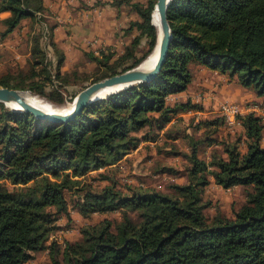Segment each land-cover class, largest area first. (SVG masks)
Here are the masks:
<instances>
[{
	"label": "trees",
	"instance_id": "16d2710c",
	"mask_svg": "<svg viewBox=\"0 0 264 264\" xmlns=\"http://www.w3.org/2000/svg\"><path fill=\"white\" fill-rule=\"evenodd\" d=\"M156 3L113 0L112 5L127 4L137 12L140 19L132 26L140 34L119 57L109 49L91 55L93 71L62 72L65 56L53 41L44 0H0V12L12 13L3 21L1 39L28 16L40 27L28 65L0 73V86L63 104L91 83L139 65L157 44ZM168 19L173 40L151 81L119 89L65 122L0 102V264H34L36 253L45 249L46 264H264V116L252 111L242 117L246 152L240 134L217 138L224 123L216 114L200 117L194 131L203 128L199 136L185 133L187 150L168 140L181 138L177 127L184 114L206 111L202 99L168 100L190 87L197 66L227 74L264 104V0H173ZM46 45L53 47L54 59ZM176 116L178 122L166 128ZM161 130L164 139L158 143ZM154 141L170 145L166 154L179 157L158 172L184 175L186 181L171 184L170 190L133 178L120 185L116 176L126 167L129 158L124 159L142 142L152 146ZM215 143L221 148L213 146L207 158L203 153ZM181 158L184 166L178 169ZM88 177L111 182L97 188L85 183ZM212 180L224 189L242 187L243 204L230 214L208 215L212 200L205 195ZM67 191L75 192L72 201ZM72 210L105 218L81 226V236L73 241L49 242L59 219L72 220ZM117 211L119 219L109 218Z\"/></svg>",
	"mask_w": 264,
	"mask_h": 264
},
{
	"label": "crops",
	"instance_id": "0c3cea01",
	"mask_svg": "<svg viewBox=\"0 0 264 264\" xmlns=\"http://www.w3.org/2000/svg\"><path fill=\"white\" fill-rule=\"evenodd\" d=\"M112 1L113 0H44V17L47 23L53 26V41L57 44L59 49L64 52L65 58L61 67L62 72L80 69L82 63L85 61L87 64L95 61L90 58L91 55L100 56L102 51L107 52L108 49L114 53V58L119 57L124 53L127 46L140 34L139 28L137 26H132L134 21L140 19L137 12L133 11L131 6L127 4L114 6L112 5ZM11 15L12 13L8 10L0 12V31L4 29L3 21ZM39 31L40 27L35 19L30 16L23 18L21 23L12 32L8 33L2 39L0 38V64L16 59L9 63L11 64L9 68H25L32 54L33 36ZM47 51L51 58L54 59L56 55L51 45L47 46ZM85 66L87 65L84 64L83 68ZM198 74L200 75L199 78H197ZM206 76L210 77V80L206 79ZM201 77L205 78L202 83H200ZM232 85L233 81L227 74L208 66H197L196 76L190 87L185 91L170 94L168 100L171 103L186 101L189 98L195 101L199 98L196 97V90L204 88L206 93H208L206 98L202 100L207 112L204 116H215L214 111L218 108L220 103L224 101L235 102L242 107H246L250 104H259L264 111L263 98L258 96L254 90L251 89L252 92L249 93L245 91L249 88L241 84L240 86H235L236 88H233ZM231 89H236V91H232ZM250 101L252 103H248ZM187 116L190 115H183L185 119H187ZM179 117H173L166 128L178 122ZM228 133L232 135L240 134V147L243 152H246L248 149L247 136L243 127L240 126L235 130H230L221 124L218 125L216 136L219 140L227 137ZM164 134V130H161L157 139L158 143L162 142ZM168 140L170 142H177L179 138H169ZM144 144L145 142H142L140 146L142 147ZM155 144L156 141L151 143V145ZM213 146L221 148V144L219 143H215L211 146L208 145L207 158H209V152ZM187 149L188 147H186V150ZM129 155L124 160L130 158ZM166 157L170 160V163H175L179 159L178 156L168 155ZM162 174L172 180H178L171 174ZM215 186L224 189L212 180L207 186V190ZM233 189L243 191L242 187L240 188V186L237 185L228 188V190ZM72 213L76 212L72 210Z\"/></svg>",
	"mask_w": 264,
	"mask_h": 264
},
{
	"label": "rangeland",
	"instance_id": "374dc122",
	"mask_svg": "<svg viewBox=\"0 0 264 264\" xmlns=\"http://www.w3.org/2000/svg\"><path fill=\"white\" fill-rule=\"evenodd\" d=\"M143 47H144V44H143ZM150 54L151 53H149L147 57ZM14 60L16 59L10 60L7 63L3 62L2 64H0V73H4L5 71L9 70V67L11 66V64L9 63L13 62ZM85 62L82 63V66L80 67L81 71L87 70L89 72L95 69L96 67L95 61H94L95 63L92 62L88 64ZM84 64H86L87 66L83 68ZM199 77L200 75L198 74L197 78ZM205 78L210 80V77L206 76ZM205 78L201 77L200 83L204 82L203 80H205ZM232 81H233V85H232L233 88H236L235 86H240V84H238V82H236L235 80L232 79ZM231 90L236 91V89H231ZM247 90L245 91L249 93L252 92L251 89H247ZM28 92L34 95H38L31 91H28ZM207 94L208 93H206L204 88H201V89L196 90L197 96L196 95L195 96L199 97L198 99L203 100L204 98H206ZM39 96L48 100V98L46 97H43L41 95ZM49 101L57 106H63V105L67 106L74 101V98H69L63 104H59L51 100ZM248 103H252V102L250 101ZM191 117L193 116H187V119H183L177 127V130L181 133V138L177 142H170V143H177L178 148L181 149L182 151H185L186 147L190 146L189 138L187 137L182 138L186 132L190 134H194V136L197 137L204 130L203 128H200L199 130H197V132H194L196 123L197 121H199L200 117L198 116H195V118H191ZM175 129L176 128H173V131H175ZM160 146L162 148L161 150L159 149ZM160 146L158 144L152 145V146L144 144L142 147L139 146L138 149H135L134 151H132L131 154L129 155L130 156L129 160H127L126 167L124 166L123 167L124 169L123 170L121 169L119 176L118 175L116 176L118 179H121L120 185L124 186L125 180H131L133 178L135 182H138L141 185L143 183L148 187H155L157 189L158 188L161 189L162 187V189L164 188V190H170L171 184L185 182L186 180L184 179H186V177L184 175H179L177 178L178 180L176 179L172 180L169 177L164 176L162 173L158 172L159 169L163 165L170 164V160H168V158L166 157L168 156L166 154L167 153L166 151L170 149V145H166L162 143ZM207 152L208 151H206L203 154H207ZM180 161L181 162L177 163V167L178 169H183L185 160L184 158H181ZM95 173L96 171L94 172L91 171L90 175L93 176L95 175ZM91 177H88L87 180H85L86 181L85 183H92L97 188H101L102 186L111 182L110 180L107 181V180H101V179L100 181H94ZM74 195H75L74 191L66 192V197L70 201H72L73 197H75ZM205 197L206 199L212 200V205L206 209V213L208 215H214L215 213H217L218 210L221 211L222 213L230 214V212H232L235 207L238 208L239 206H241L245 199V195L242 190H239V189H233V190L225 189L224 190L217 186L208 189L206 191ZM104 218L105 216L101 214H95L92 217L87 218V217H83L79 215L78 213H72L71 221H68V219L64 217L58 220L57 224L60 226V228L50 238L49 242H51L53 238H57L62 243H64L65 240L73 241L79 238V236H81V233H80L81 226L86 225L87 223H96L98 221H101ZM109 218L119 219L120 212L117 211L116 213L109 214ZM48 260H49L48 250L45 249V250L38 251L35 255V258L32 259L30 263L46 264Z\"/></svg>",
	"mask_w": 264,
	"mask_h": 264
},
{
	"label": "water",
	"instance_id": "95a60500",
	"mask_svg": "<svg viewBox=\"0 0 264 264\" xmlns=\"http://www.w3.org/2000/svg\"><path fill=\"white\" fill-rule=\"evenodd\" d=\"M173 0H157L155 10L159 12L160 27H158L152 17L153 23L157 27V48L158 58L152 67H146L143 65V61L126 71L106 77L102 80L91 83L87 87L83 88L74 98V104L68 111L56 110L47 111L40 107L34 106L26 101L24 93L27 90L11 88L8 86H0V102H4L15 111H26L33 113L36 117L41 119H48L52 122H65L74 119L83 109L92 102L99 100L103 97L102 93L106 88L123 89L134 84L153 80L161 71L169 52L170 45L173 40V31L168 19V8ZM154 15V12H153ZM116 90V91H117ZM10 102H16L19 104L18 108H14L9 105Z\"/></svg>",
	"mask_w": 264,
	"mask_h": 264
},
{
	"label": "built area",
	"instance_id": "2783aa9c",
	"mask_svg": "<svg viewBox=\"0 0 264 264\" xmlns=\"http://www.w3.org/2000/svg\"><path fill=\"white\" fill-rule=\"evenodd\" d=\"M258 112L264 116V111L259 104H250L246 107L240 106L235 102L224 101L220 103L214 114L221 117L227 129L235 130L242 125V117L248 112ZM207 114L206 111H189L187 115L202 117Z\"/></svg>",
	"mask_w": 264,
	"mask_h": 264
},
{
	"label": "bare ground",
	"instance_id": "6f19581e",
	"mask_svg": "<svg viewBox=\"0 0 264 264\" xmlns=\"http://www.w3.org/2000/svg\"><path fill=\"white\" fill-rule=\"evenodd\" d=\"M153 20L155 22V24L160 27V16H159V12L157 10L154 11V15H153ZM158 58V48L157 46H155V48L153 49V51L151 52V54L143 60V65L146 67H152L153 65H155L156 61ZM117 88H106L104 90V92L102 93L103 96L108 95L109 93L116 91ZM24 98L26 99L27 102H29L30 104L40 107L42 109H45L47 111H56V110H63V111H68L72 108L74 102L70 103L67 106H57L55 104H53L52 102H50L49 100L40 97L39 95H34L30 92H26L24 93ZM9 105L13 106L14 108H18L19 104L16 102H10Z\"/></svg>",
	"mask_w": 264,
	"mask_h": 264
}]
</instances>
